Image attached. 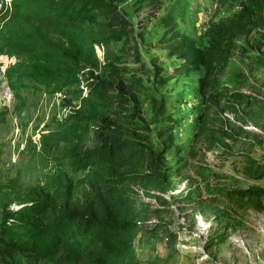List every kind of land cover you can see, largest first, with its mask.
Segmentation results:
<instances>
[{
  "label": "rangeland",
  "instance_id": "rangeland-1",
  "mask_svg": "<svg viewBox=\"0 0 264 264\" xmlns=\"http://www.w3.org/2000/svg\"><path fill=\"white\" fill-rule=\"evenodd\" d=\"M21 1L0 0V223L3 204L19 209L35 189L82 180L69 133L89 126L78 116H108L91 83L134 75L154 146L167 126L174 142L167 190L133 186L142 230L126 263L264 264V0H128L127 39L97 43V66L74 89L11 76L33 64L4 44ZM215 83L248 100L212 106L201 133Z\"/></svg>",
  "mask_w": 264,
  "mask_h": 264
},
{
  "label": "trees",
  "instance_id": "trees-1",
  "mask_svg": "<svg viewBox=\"0 0 264 264\" xmlns=\"http://www.w3.org/2000/svg\"><path fill=\"white\" fill-rule=\"evenodd\" d=\"M127 1H21L6 23L4 44L29 56L33 64L27 72L11 76L32 75L39 83L74 89L80 83L79 73L97 66V43L127 39V23L119 9ZM91 84L99 90L108 116H78L89 126L69 133L74 142L70 166L74 172H84L82 180L54 192L35 189L19 209L2 205L0 264H127L133 240L142 230L133 186L145 192L167 190L171 174L166 157L174 128H162L159 146H154L142 114L141 80L132 75L117 84L103 78ZM210 91L201 133L208 129L212 106L230 109L248 100L246 93L219 83ZM258 209L264 212V206ZM164 230L173 238L170 230Z\"/></svg>",
  "mask_w": 264,
  "mask_h": 264
},
{
  "label": "built area",
  "instance_id": "built-area-1",
  "mask_svg": "<svg viewBox=\"0 0 264 264\" xmlns=\"http://www.w3.org/2000/svg\"><path fill=\"white\" fill-rule=\"evenodd\" d=\"M13 98V91L12 89L9 87L8 89L5 90L4 92V102H6L7 104H10Z\"/></svg>",
  "mask_w": 264,
  "mask_h": 264
}]
</instances>
